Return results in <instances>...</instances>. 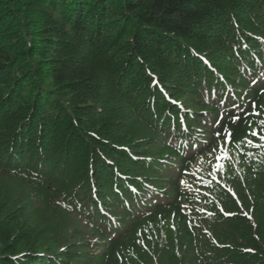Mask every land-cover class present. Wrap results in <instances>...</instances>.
<instances>
[{
	"label": "trees",
	"instance_id": "1",
	"mask_svg": "<svg viewBox=\"0 0 264 264\" xmlns=\"http://www.w3.org/2000/svg\"><path fill=\"white\" fill-rule=\"evenodd\" d=\"M261 121L264 0H0V264H264Z\"/></svg>",
	"mask_w": 264,
	"mask_h": 264
},
{
	"label": "rangeland",
	"instance_id": "2",
	"mask_svg": "<svg viewBox=\"0 0 264 264\" xmlns=\"http://www.w3.org/2000/svg\"><path fill=\"white\" fill-rule=\"evenodd\" d=\"M177 103V102H176ZM184 120H186V118H183ZM192 123L193 122H195V121H191ZM182 124V121L180 120V122L179 123H177V128L178 129H180L182 126H183V124ZM189 127L190 128H192L193 127V125H189L188 123L187 124H185V129L187 128V129H189ZM89 222L88 223H92V219L91 220H88ZM37 226H39V225H36V224H32L31 225V232L33 233V234H35V232H37L36 231V229L38 228ZM46 237V236H45ZM47 238V237H46ZM39 239H40V237H39ZM54 239H55V234L51 237V243L54 241ZM51 245L50 244H44V246L42 247V249H44V248H46V247H50Z\"/></svg>",
	"mask_w": 264,
	"mask_h": 264
},
{
	"label": "snow or ice",
	"instance_id": "3",
	"mask_svg": "<svg viewBox=\"0 0 264 264\" xmlns=\"http://www.w3.org/2000/svg\"><path fill=\"white\" fill-rule=\"evenodd\" d=\"M261 123L264 124V121H261ZM251 134H252V135H257V136L259 135L257 132H253V133H251ZM214 135H215V136H219V133H215ZM228 135L230 136L231 134L229 133ZM259 138H260L261 140H264V137H259ZM248 143H251V141H248ZM185 158L187 159V158H190V157L186 155Z\"/></svg>",
	"mask_w": 264,
	"mask_h": 264
}]
</instances>
